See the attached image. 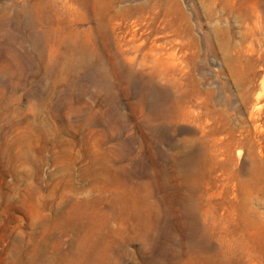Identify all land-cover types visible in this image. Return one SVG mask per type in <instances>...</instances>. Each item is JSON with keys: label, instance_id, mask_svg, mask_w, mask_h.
I'll use <instances>...</instances> for the list:
<instances>
[{"label": "rangeland", "instance_id": "obj_1", "mask_svg": "<svg viewBox=\"0 0 264 264\" xmlns=\"http://www.w3.org/2000/svg\"><path fill=\"white\" fill-rule=\"evenodd\" d=\"M0 264H264V0H0Z\"/></svg>", "mask_w": 264, "mask_h": 264}, {"label": "bare ground", "instance_id": "obj_2", "mask_svg": "<svg viewBox=\"0 0 264 264\" xmlns=\"http://www.w3.org/2000/svg\"><path fill=\"white\" fill-rule=\"evenodd\" d=\"M257 100H258V98H257V99H255V104L257 103Z\"/></svg>", "mask_w": 264, "mask_h": 264}]
</instances>
